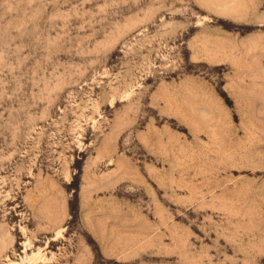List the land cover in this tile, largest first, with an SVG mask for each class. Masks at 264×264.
Wrapping results in <instances>:
<instances>
[{
	"label": "rangeland",
	"instance_id": "1",
	"mask_svg": "<svg viewBox=\"0 0 264 264\" xmlns=\"http://www.w3.org/2000/svg\"><path fill=\"white\" fill-rule=\"evenodd\" d=\"M0 264H264V0H0Z\"/></svg>",
	"mask_w": 264,
	"mask_h": 264
}]
</instances>
